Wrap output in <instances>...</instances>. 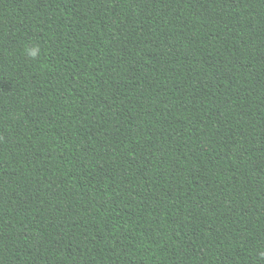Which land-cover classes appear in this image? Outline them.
<instances>
[{
    "label": "trees",
    "instance_id": "trees-1",
    "mask_svg": "<svg viewBox=\"0 0 264 264\" xmlns=\"http://www.w3.org/2000/svg\"><path fill=\"white\" fill-rule=\"evenodd\" d=\"M0 264H264V0H0Z\"/></svg>",
    "mask_w": 264,
    "mask_h": 264
}]
</instances>
